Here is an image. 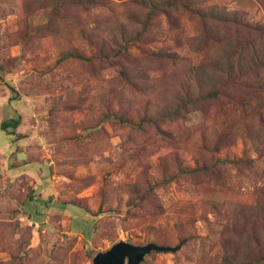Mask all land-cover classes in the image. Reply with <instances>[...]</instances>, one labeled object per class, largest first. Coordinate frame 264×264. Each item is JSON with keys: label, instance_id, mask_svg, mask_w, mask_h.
Here are the masks:
<instances>
[{"label": "rangeland", "instance_id": "rangeland-1", "mask_svg": "<svg viewBox=\"0 0 264 264\" xmlns=\"http://www.w3.org/2000/svg\"><path fill=\"white\" fill-rule=\"evenodd\" d=\"M9 118L0 264H264V0H0Z\"/></svg>", "mask_w": 264, "mask_h": 264}, {"label": "water", "instance_id": "water-1", "mask_svg": "<svg viewBox=\"0 0 264 264\" xmlns=\"http://www.w3.org/2000/svg\"><path fill=\"white\" fill-rule=\"evenodd\" d=\"M180 248V244L175 247L158 245L153 242L144 245H134L128 242H118L104 253H98L94 258V264H139L144 256L151 251L174 252Z\"/></svg>", "mask_w": 264, "mask_h": 264}, {"label": "trees", "instance_id": "trees-1", "mask_svg": "<svg viewBox=\"0 0 264 264\" xmlns=\"http://www.w3.org/2000/svg\"><path fill=\"white\" fill-rule=\"evenodd\" d=\"M18 123H19V120L17 118H9L1 122L0 128L2 130H6L10 127L16 128L18 126Z\"/></svg>", "mask_w": 264, "mask_h": 264}]
</instances>
